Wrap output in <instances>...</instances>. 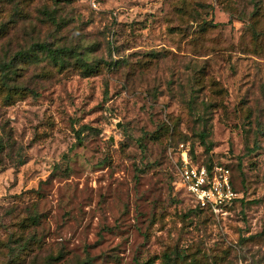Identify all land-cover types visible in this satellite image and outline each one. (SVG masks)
Listing matches in <instances>:
<instances>
[{"label":"rangeland","instance_id":"374dc122","mask_svg":"<svg viewBox=\"0 0 264 264\" xmlns=\"http://www.w3.org/2000/svg\"><path fill=\"white\" fill-rule=\"evenodd\" d=\"M0 148V264H264V0H0Z\"/></svg>","mask_w":264,"mask_h":264},{"label":"built area","instance_id":"2783aa9c","mask_svg":"<svg viewBox=\"0 0 264 264\" xmlns=\"http://www.w3.org/2000/svg\"><path fill=\"white\" fill-rule=\"evenodd\" d=\"M174 151L175 187L186 193L192 203L209 210L217 219H225L229 208L239 199L230 169L220 164L195 162L191 148L180 144Z\"/></svg>","mask_w":264,"mask_h":264},{"label":"trees","instance_id":"16d2710c","mask_svg":"<svg viewBox=\"0 0 264 264\" xmlns=\"http://www.w3.org/2000/svg\"><path fill=\"white\" fill-rule=\"evenodd\" d=\"M36 48L39 49L41 52H46L55 63H61L63 60L61 58V56H59L58 52L50 49L49 47H47V45H37ZM175 179H176V176H175ZM193 206L197 210L205 211V212H208L209 214L213 215L209 210L201 209L200 207H198L194 204H193Z\"/></svg>","mask_w":264,"mask_h":264}]
</instances>
